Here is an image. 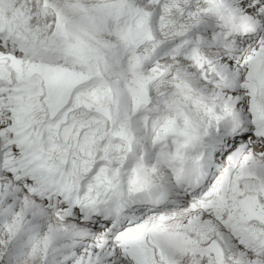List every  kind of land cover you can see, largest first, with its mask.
I'll return each instance as SVG.
<instances>
[{
    "label": "snow or ice",
    "instance_id": "snow-or-ice-1",
    "mask_svg": "<svg viewBox=\"0 0 264 264\" xmlns=\"http://www.w3.org/2000/svg\"><path fill=\"white\" fill-rule=\"evenodd\" d=\"M0 264H264V0H0Z\"/></svg>",
    "mask_w": 264,
    "mask_h": 264
}]
</instances>
